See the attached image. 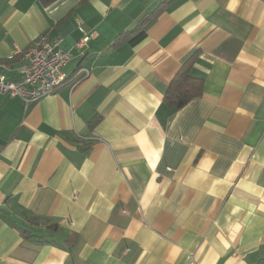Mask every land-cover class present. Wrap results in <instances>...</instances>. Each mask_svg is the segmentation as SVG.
I'll return each mask as SVG.
<instances>
[{
    "label": "crops",
    "instance_id": "1",
    "mask_svg": "<svg viewBox=\"0 0 264 264\" xmlns=\"http://www.w3.org/2000/svg\"><path fill=\"white\" fill-rule=\"evenodd\" d=\"M165 1L0 0L8 81L44 33L74 54L28 108L0 93V264H264V0H172L114 46Z\"/></svg>",
    "mask_w": 264,
    "mask_h": 264
},
{
    "label": "built area",
    "instance_id": "2",
    "mask_svg": "<svg viewBox=\"0 0 264 264\" xmlns=\"http://www.w3.org/2000/svg\"><path fill=\"white\" fill-rule=\"evenodd\" d=\"M80 31L84 36L75 45L76 50H81L90 39L83 29ZM62 43V38H51L48 33L36 39L23 54L27 63L20 69L21 79L17 82L8 81L4 74L8 68L0 66V93L21 99L28 108L68 84L64 69L74 59V54L72 50H64ZM89 76L88 69L79 68L72 83H78Z\"/></svg>",
    "mask_w": 264,
    "mask_h": 264
},
{
    "label": "trees",
    "instance_id": "3",
    "mask_svg": "<svg viewBox=\"0 0 264 264\" xmlns=\"http://www.w3.org/2000/svg\"><path fill=\"white\" fill-rule=\"evenodd\" d=\"M43 5H50L58 0H40ZM172 2V0H166L161 3L160 6L152 13L146 15L142 18L138 25L132 30L123 35H120L114 46H119L124 42L132 46L140 44L146 39L147 30L151 24L158 18V16L164 11V9ZM201 94V81L192 77L187 68H182V70L176 75L174 80L169 86V89L165 96V102L172 105L176 110L182 109L190 101L199 97ZM33 224H40L44 221L41 219H29ZM46 222V221H45ZM44 222V223H45ZM55 227V226H53ZM21 234L30 238L32 235L29 231L19 228Z\"/></svg>",
    "mask_w": 264,
    "mask_h": 264
}]
</instances>
